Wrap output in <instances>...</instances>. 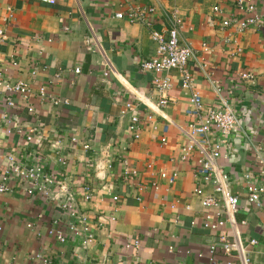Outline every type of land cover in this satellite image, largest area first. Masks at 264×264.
Masks as SVG:
<instances>
[{
    "label": "crops",
    "instance_id": "1",
    "mask_svg": "<svg viewBox=\"0 0 264 264\" xmlns=\"http://www.w3.org/2000/svg\"><path fill=\"white\" fill-rule=\"evenodd\" d=\"M252 1L261 13L264 0ZM130 10L150 18L153 30L176 27L180 43L193 51L195 91L207 106L228 104L239 119L227 143L213 132L210 144L219 141V164L239 198L236 217L246 224L237 232L244 243L257 241L248 253L264 264V196L260 208L248 203L244 178L259 184L264 158V31L223 26L238 15L237 0H0V73L30 86L34 110L16 95L14 106H6L0 90V173L42 166L54 175L48 196L28 194L29 182L10 177L12 191L0 194V264H209L216 233L203 227L209 210L192 194L200 184V155L194 150L180 159L195 121L189 93L176 70H140L156 44L144 25L127 20ZM160 78L170 82L164 106L153 85ZM41 86L67 104L41 99ZM131 114L139 118L138 139L129 130ZM124 171L134 172L132 184L121 182ZM162 172L175 174L174 183L161 179ZM84 186L91 198L78 200V208L95 236L87 246L60 208L63 190L77 194ZM53 226L66 237L63 244L47 234ZM218 260L231 258L219 254Z\"/></svg>",
    "mask_w": 264,
    "mask_h": 264
},
{
    "label": "built area",
    "instance_id": "2",
    "mask_svg": "<svg viewBox=\"0 0 264 264\" xmlns=\"http://www.w3.org/2000/svg\"><path fill=\"white\" fill-rule=\"evenodd\" d=\"M46 5H54L57 0H39ZM238 15L223 22L224 27H234L237 32H244L249 28L258 27L264 31V10L257 13L255 5L252 0H237ZM213 13H219V7H212ZM117 19H122L123 14L115 15ZM130 23H141L149 32L151 41L156 44L155 56L142 61L140 63V70L145 73L163 72L168 70H176L179 73L180 88L189 93L190 115L194 118V122L189 125L188 145L182 149L181 160L194 150H197L200 157L198 159L199 165L196 169L198 177V184L192 194L199 197L201 200V207L209 210L204 216L203 227L213 233H216V240L209 246V264H255L253 263L248 249L257 244L255 239H249L248 242H242L238 232L237 225H245V220H237V214L240 210L239 198L231 192L230 183L231 177L219 164V159L222 157L220 152L219 141L210 144L209 136L217 133L218 139L222 143H227V138L231 136L237 128V116L234 110L228 105L223 104L219 108H214L205 105L201 96L195 91L194 82L189 69V61L193 55V51L189 46L182 45L179 39V33L176 27L168 29L162 33L152 29V20L143 18L138 12L130 10L126 16ZM0 37L4 39L3 32L0 30ZM204 51L208 48L204 47ZM240 52L239 50L237 51ZM79 73L78 69H75ZM241 78L244 80L250 79L248 74H242ZM154 87L161 93L159 99V106H164L167 102L165 93L170 88V82L167 78H160L153 80ZM0 90L6 95V106L13 107L14 102L12 96H19L25 103L27 111L33 113L31 107V97L33 93L30 86L24 81L10 82L6 81L0 73ZM38 96L41 99H48L54 106L60 104H67V101H61L47 95L45 87H38ZM128 112H133V107L130 103L125 105ZM124 114V112H122ZM129 130L133 134L134 139H138V122L139 118L133 114L130 115ZM27 141H32V131L26 136ZM75 141V139H72ZM38 145L41 143L40 139L36 140ZM12 161V159H10ZM260 171V183L257 185L251 184L246 177L247 183V197L248 203L256 208L261 207V198L264 196V158L258 160ZM19 176L20 179L30 183L28 194L34 192L50 195L49 187L54 183L53 173H49L42 166H27V167H10L8 170L0 173V194L10 193L11 187L9 179L11 176ZM160 178L165 179L168 184L174 183L175 174L160 173ZM135 177L134 172L124 171L121 176L122 183H133ZM130 184V185H131ZM155 184H153L154 187ZM204 187L211 189L209 194H206ZM156 188V187H155ZM60 208L67 212L75 223L70 226V230L76 235H80L83 245H89L94 241V233L92 232L91 222L79 212L78 200L87 201L91 198V191L87 186L76 192L63 190L61 195ZM57 223H54L56 225ZM99 225H97L98 227ZM47 234L63 244L66 237L63 232L55 226L48 229ZM138 241L134 243L135 248H138ZM173 248H169L172 252ZM219 254L230 257L231 260L219 262ZM199 256H202L199 254ZM43 264H48L44 262Z\"/></svg>",
    "mask_w": 264,
    "mask_h": 264
}]
</instances>
